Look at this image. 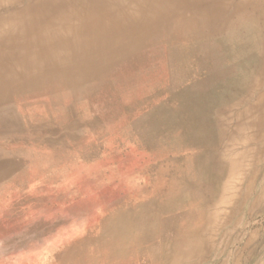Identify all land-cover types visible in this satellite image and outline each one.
Segmentation results:
<instances>
[{
    "label": "bare ground",
    "instance_id": "obj_1",
    "mask_svg": "<svg viewBox=\"0 0 264 264\" xmlns=\"http://www.w3.org/2000/svg\"><path fill=\"white\" fill-rule=\"evenodd\" d=\"M158 42L168 46L171 80L180 77L186 83L191 72L185 68L188 63L197 65L196 74L206 80L215 78L214 83L229 77L234 113L228 121L223 120L200 102L202 84L199 91L195 89L199 93L185 87L172 111L179 121L182 152L186 148L190 152L184 154L180 149V155L169 161L172 166L168 171L151 182L153 189L143 202L109 209L95 236L71 243L62 258L53 254L51 258L58 260L52 264H200L205 260L213 246L211 229L221 223L207 205L206 196L211 190L214 194L215 182L221 186L225 163L226 168L231 164L228 174L232 176L238 174L246 158L253 160L263 151L258 143L264 140V0H0L3 138L8 132L22 130L12 110L15 98L48 94L55 99L61 90L78 89L83 82L107 75L118 62L147 60V48ZM182 43L188 46L181 47ZM207 91L209 104L220 96ZM244 97L249 101L240 107ZM78 122L73 120L68 128H76ZM246 131L252 135L246 136ZM24 136L21 134V139ZM247 144L248 150L236 148ZM28 154L25 161H0L2 180L13 169L27 172L26 196L29 190H36V180L46 175L36 167L37 156L32 150ZM30 164L37 169L33 175Z\"/></svg>",
    "mask_w": 264,
    "mask_h": 264
},
{
    "label": "rangeland",
    "instance_id": "obj_2",
    "mask_svg": "<svg viewBox=\"0 0 264 264\" xmlns=\"http://www.w3.org/2000/svg\"><path fill=\"white\" fill-rule=\"evenodd\" d=\"M179 45L188 46L187 43ZM147 49V60L118 62L109 75L83 82L84 86L80 85L78 89L61 90L55 99L42 94L12 101V110L22 130L8 132L4 138L0 136V146L12 142L27 148L28 153L32 150L37 156L36 167H41L46 175L43 180H36L35 191L28 192L26 219L23 220L22 215L18 218L21 231L27 233L25 241L17 245L18 249H14L15 246L10 256L0 257V264H52L65 256L71 243L82 242L87 235L95 236L100 222L115 206L143 202L145 194L153 189L151 182L168 171L172 166L169 161L180 155V149L182 152L181 131L177 128L179 121L172 107L181 101L185 87L197 92L195 89L199 91L198 86L202 84L200 102L207 105V111L219 113L223 120L231 118L234 111L230 109L232 84L229 77L219 78L214 83L215 78L206 80L196 74L197 65L188 63L185 65L187 71L191 70L188 81L183 83L180 77L171 80L168 46L158 42ZM207 89H211V95L220 94L210 99L211 104ZM248 101L246 97L242 98L239 106ZM73 120H78L79 126L69 129ZM246 133V136L252 135L250 131ZM21 134L25 135L23 139ZM228 134L227 144L230 143ZM26 136L30 139L26 140ZM258 144L263 151L253 159L256 162L246 158L244 168L232 176L228 174L231 164L228 163L226 168L225 163L221 186L215 182L214 194L211 190L205 198L221 223L211 229L213 246L200 264H264V140ZM249 145L236 148L244 151ZM188 151L190 148L182 153ZM166 163L169 164L167 167ZM34 169L37 170L30 164V174H34ZM8 245L11 243L5 244L2 252ZM53 254L57 256L55 260L51 258Z\"/></svg>",
    "mask_w": 264,
    "mask_h": 264
},
{
    "label": "crops",
    "instance_id": "obj_3",
    "mask_svg": "<svg viewBox=\"0 0 264 264\" xmlns=\"http://www.w3.org/2000/svg\"><path fill=\"white\" fill-rule=\"evenodd\" d=\"M27 156V148L19 146L17 143L10 142L0 146V161L21 162L25 161ZM22 171L13 169L11 172L10 170L6 179H0V257L10 256L13 248L16 246L14 249H18L17 245L24 242L27 236L25 230L21 231V222L18 220V218L21 219V215L25 220L27 211V202L24 200H27L28 178L26 177L27 172L22 174ZM12 186L14 189L11 188ZM7 243H11V245H8L7 249L2 252V247ZM19 256L21 257V255Z\"/></svg>",
    "mask_w": 264,
    "mask_h": 264
}]
</instances>
